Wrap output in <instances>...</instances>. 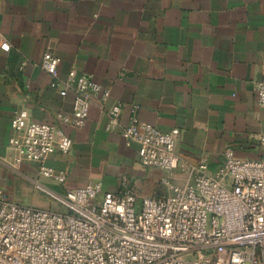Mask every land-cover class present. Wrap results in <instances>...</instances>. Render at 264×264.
I'll list each match as a JSON object with an SVG mask.
<instances>
[{"label": "crops", "instance_id": "obj_1", "mask_svg": "<svg viewBox=\"0 0 264 264\" xmlns=\"http://www.w3.org/2000/svg\"><path fill=\"white\" fill-rule=\"evenodd\" d=\"M0 39L9 44L0 50V189L15 204L35 196L25 207L56 210L36 184L57 195L94 182L138 199L166 194L137 145L106 129L115 105L122 126L135 116L161 132L177 129L175 152L187 167L204 163L214 174L227 148L242 160L261 155L264 0H0ZM47 52L59 59V86L40 67ZM70 71L109 92L78 128L60 119L72 116L74 93L59 94ZM20 110L71 139L68 154L46 162L62 183L42 177L37 163L12 165L10 122Z\"/></svg>", "mask_w": 264, "mask_h": 264}, {"label": "built area", "instance_id": "obj_2", "mask_svg": "<svg viewBox=\"0 0 264 264\" xmlns=\"http://www.w3.org/2000/svg\"><path fill=\"white\" fill-rule=\"evenodd\" d=\"M0 50H9L4 39ZM58 62L49 52L40 61L52 86L61 84ZM63 85L59 94L72 91L74 102L71 119H60L74 128L84 125L95 98L109 96L91 75L75 71ZM255 93L264 108V77ZM120 112L118 105L107 111L106 129H119L127 146L137 145L139 162L160 171L166 194L138 199L130 189L108 192L94 182L57 195L36 184L64 208L57 211L20 206L0 189V264H264V136L259 158L238 159L227 148L210 174L204 163L180 162L177 129L161 132L135 116L122 126ZM27 116L17 111L10 122L12 165L37 163L42 177L62 183L64 174L46 162L68 154L71 139Z\"/></svg>", "mask_w": 264, "mask_h": 264}, {"label": "rangeland", "instance_id": "obj_3", "mask_svg": "<svg viewBox=\"0 0 264 264\" xmlns=\"http://www.w3.org/2000/svg\"><path fill=\"white\" fill-rule=\"evenodd\" d=\"M33 198H35V196ZM33 198H32V196L26 197L24 205L25 206H31L30 203H31V201H33ZM42 201H44L45 203L51 204L52 207L56 208L57 211H63L64 210V208L60 204L54 202L52 199L47 198L46 196H43V200Z\"/></svg>", "mask_w": 264, "mask_h": 264}]
</instances>
